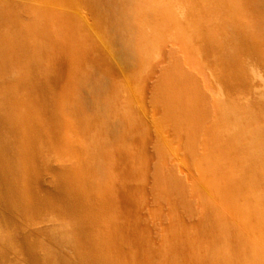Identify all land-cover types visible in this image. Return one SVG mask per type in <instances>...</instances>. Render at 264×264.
<instances>
[{
    "label": "rangeland",
    "instance_id": "rangeland-1",
    "mask_svg": "<svg viewBox=\"0 0 264 264\" xmlns=\"http://www.w3.org/2000/svg\"><path fill=\"white\" fill-rule=\"evenodd\" d=\"M256 6L0 0V43L24 46L0 67V110L14 125L0 131V165L27 207L0 218V264H264L243 223L254 165L234 113L264 118ZM118 33L132 38L128 58ZM60 176L80 195L70 208Z\"/></svg>",
    "mask_w": 264,
    "mask_h": 264
},
{
    "label": "bare ground",
    "instance_id": "bare-ground-1",
    "mask_svg": "<svg viewBox=\"0 0 264 264\" xmlns=\"http://www.w3.org/2000/svg\"><path fill=\"white\" fill-rule=\"evenodd\" d=\"M256 3V11L257 13H259L260 18L263 20L264 0H256ZM127 34H120L121 36L126 35L125 37L121 38L118 37L119 33L115 34L114 36V39L117 40L119 54L126 58H128L127 54L129 52V46L131 42L128 40L129 38H126L127 36L131 38V36ZM18 39L19 37H17L16 35L2 39L0 43V67L3 68L11 63L12 58L14 57L13 54H22L24 48L23 42ZM131 44V46L134 45L133 43ZM133 48H135V46H133ZM133 50L131 49L130 51ZM129 54L130 56L132 55L131 53ZM15 58L16 57H14V59ZM29 60L31 61V58ZM13 63L14 62H12V64ZM97 88L99 89V86H97ZM5 110L6 109L3 108H1L0 110V131L11 134V132L14 130V125L12 124L13 116L8 112H6L5 114ZM234 113L237 122H239L242 128L238 132V138H240L241 136L244 140L247 138V145L250 147L249 151L251 152L250 159L252 160V164L254 165L252 166V168L250 167L248 169V172L251 174V176H253V179L251 181L253 190L247 205V209H245L247 213L245 212L246 218H243V223L245 224L246 230H249L254 235H252L253 238L256 237L257 242L263 246L262 255L264 256V118L263 116L258 115L257 113L250 111L247 108L239 109ZM112 129L113 127L111 128V130ZM117 130L118 129L116 127V131ZM8 142L11 149V143L10 141ZM11 174L12 173L9 165L7 166L5 165V163H2L0 165V185L2 189H4V192L2 203H0V218L2 219L3 217V219L5 218L6 221H8V219H12L17 211L22 213L27 210V207L25 206L24 196L20 193L15 179ZM56 193L58 194L59 200L66 207L70 208L80 202V195L71 188V186L69 185V180L66 176L58 177ZM87 209L88 208H86V210ZM75 238V234L65 233L63 234L61 241L65 245H74L76 243ZM30 250L32 252L35 251L33 246L30 247ZM34 261L36 264H92L91 262H87L84 260L72 259L58 260L57 262L51 263V260L39 256H35Z\"/></svg>",
    "mask_w": 264,
    "mask_h": 264
}]
</instances>
